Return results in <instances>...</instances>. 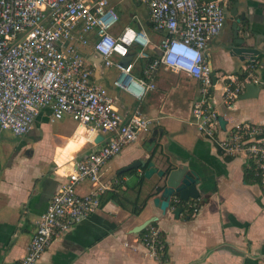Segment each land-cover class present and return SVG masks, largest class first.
Segmentation results:
<instances>
[{"label": "crops", "instance_id": "0c3cea01", "mask_svg": "<svg viewBox=\"0 0 264 264\" xmlns=\"http://www.w3.org/2000/svg\"><path fill=\"white\" fill-rule=\"evenodd\" d=\"M117 12L126 0H108ZM222 2L226 6V21L220 34L208 44L213 70L240 78L249 64L253 65L259 90L254 97L243 94L226 107L219 98V86L214 107L227 126L239 122L264 125V2L252 0H198ZM236 5L238 13L249 17L250 42L259 54L245 58L231 54L232 27L229 12ZM143 19L131 16L134 30H144L151 41V52L162 38L150 25L147 8ZM135 18V19H134ZM124 27V28H125ZM110 33L117 36L121 30ZM90 43L81 46L74 41L79 54L91 70V81L105 89L115 100V108L124 119L138 112L153 121L150 130L134 143L124 147L109 162L102 181H116L117 191L102 196L100 208L67 233L55 237L42 255L45 264H158L140 244L138 234L131 230L150 218L166 242L169 264H264V197L257 183H246L248 166L242 157L220 155L211 141L201 136L190 124V110L198 98L199 84L182 73L160 69L156 76V90L142 100H136L117 88L121 75L114 67H106ZM134 52L124 59L112 57L113 62H130ZM143 62L135 64L128 78L142 77ZM246 88V87H245ZM55 122L61 125L54 126ZM156 131V144L150 161L159 170L185 166L200 180L199 207L192 218L182 207L176 219L168 208L165 213L151 205L156 187L162 180L153 175L143 178L141 170L121 172L134 162L145 159L147 143ZM6 131L0 130V137ZM10 133V132H8ZM76 134V136H75ZM13 144L0 139V264H19L26 255L35 224L45 213L51 197L56 193L75 162L84 158L92 147L91 134L69 118L52 120L48 110H41L32 129ZM5 137V136H4ZM96 138V137H95ZM94 138V139H95ZM102 140L108 135H101ZM121 176V177H118ZM142 178V180L140 179ZM142 183L140 194L135 188ZM91 192L88 183L76 187L75 193ZM150 198L138 216L130 213L132 203ZM115 194V197L112 195ZM176 201L175 199H172ZM191 200V199H190ZM189 200V201H190ZM176 208V209H178Z\"/></svg>", "mask_w": 264, "mask_h": 264}, {"label": "built area", "instance_id": "2783aa9c", "mask_svg": "<svg viewBox=\"0 0 264 264\" xmlns=\"http://www.w3.org/2000/svg\"><path fill=\"white\" fill-rule=\"evenodd\" d=\"M135 1L147 8L151 28L162 34L153 58L148 53L151 41L146 31L125 27L117 36L111 35L119 17L108 0H0V130L21 138L29 133L34 119L45 109L54 121L67 117L86 128L92 144L51 197L19 264H45L42 255L53 239L94 214L104 194L117 191L118 182L102 181L105 166L153 124L138 112L124 120L115 108L114 98L91 81L90 67L74 43L87 46L91 34L95 36L93 50L106 67H114L121 75L114 85L136 100L156 90L160 69L196 80L198 98L190 110V124L212 142L220 155L242 157L248 168L254 167L264 197V125L239 122L228 127L226 123L221 130L214 107L216 96L212 91L218 86L216 91L222 104L231 107L248 84L258 83L253 67L247 66L241 79L215 73L216 83L212 84L206 51L210 41L224 28L225 3ZM175 41L200 52L199 75L169 67L167 54ZM131 52L135 54L126 66L112 61L113 56L124 59ZM139 61L143 62L142 77L128 78ZM103 134L108 138L95 143L94 138ZM82 183L90 185V193H75ZM151 224L143 230L140 244L158 264H169L166 242Z\"/></svg>", "mask_w": 264, "mask_h": 264}, {"label": "water", "instance_id": "95a60500", "mask_svg": "<svg viewBox=\"0 0 264 264\" xmlns=\"http://www.w3.org/2000/svg\"><path fill=\"white\" fill-rule=\"evenodd\" d=\"M238 7V6H237ZM236 5L229 12V20L232 27V41L230 46V52L233 55L240 57L241 60L250 57H256L259 51L256 49L254 43L250 42L249 17L245 12L238 13ZM207 66L210 70L212 84L216 83L215 71L212 68L211 56L206 53ZM128 63L123 64L126 66ZM259 90V86L255 84H248L245 88V94L242 98L254 97ZM219 126L221 130L225 129L226 122L223 117L218 118ZM156 131L153 132V138L147 143L145 152L148 156L145 159H140L134 162L129 167L123 169L121 172H128L131 170H141L143 178L149 180L153 175H156L162 180V185L156 187L154 196L151 200L153 208L165 213L169 208L171 199H175L177 202H188L191 200L199 199L198 186L200 180L198 176L188 170L187 167L182 166L179 168H169L166 170H159L155 167L154 163L150 161L152 150L156 144ZM102 140L101 136L95 138V143H99ZM181 209H174L172 211L173 216L177 219L181 213ZM156 218H150L144 221L142 224L134 227L131 230V234H140L151 223H154Z\"/></svg>", "mask_w": 264, "mask_h": 264}, {"label": "trees", "instance_id": "16d2710c", "mask_svg": "<svg viewBox=\"0 0 264 264\" xmlns=\"http://www.w3.org/2000/svg\"><path fill=\"white\" fill-rule=\"evenodd\" d=\"M155 56H156L155 53H153V52L150 53V57L151 58H153ZM253 65L254 64H249L248 67H253ZM243 76H244V74L240 75L239 79H241ZM244 176H245L246 183H257V184H259V177H258L257 171H256V169L254 167H250L248 169H245ZM118 177H121V176H118ZM140 179L142 180L141 177H140ZM140 179L135 185V188L137 187L136 189H137L139 194H140L141 187H142V183H141ZM112 195L115 197V194H112ZM153 196L154 195L150 193L143 200H139V198H137L132 203V208H131L130 213L132 215H134V216H138L142 212V210L145 207L147 201L150 198H152ZM101 203H102V199H101ZM199 204H201L200 200H190L188 202H177V201H173L171 199L170 204H169V208L176 209L178 207H182L186 211L187 217L188 218H192L194 216L193 209L199 207ZM151 225L155 226V223H152ZM143 235H144V232H141L140 234H138L139 237H141Z\"/></svg>", "mask_w": 264, "mask_h": 264}, {"label": "clouds", "instance_id": "9594fccd", "mask_svg": "<svg viewBox=\"0 0 264 264\" xmlns=\"http://www.w3.org/2000/svg\"><path fill=\"white\" fill-rule=\"evenodd\" d=\"M201 54L199 51L189 47L186 43L175 41L168 50L167 63L173 71H185L189 74L195 72L200 74L201 69L198 66Z\"/></svg>", "mask_w": 264, "mask_h": 264}, {"label": "rangeland", "instance_id": "374dc122", "mask_svg": "<svg viewBox=\"0 0 264 264\" xmlns=\"http://www.w3.org/2000/svg\"><path fill=\"white\" fill-rule=\"evenodd\" d=\"M133 15L137 17L139 16L143 19L146 15L145 6L137 3L135 0H126L124 5L120 7V10L118 11L119 22L114 30H122L125 26L133 27V25H131V16ZM56 125L61 124L55 122L54 126ZM0 139L5 144H13L15 142V139L10 135V133H8V131L4 132Z\"/></svg>", "mask_w": 264, "mask_h": 264}]
</instances>
